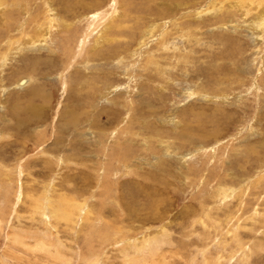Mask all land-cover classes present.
<instances>
[{
    "label": "rangeland",
    "instance_id": "rangeland-1",
    "mask_svg": "<svg viewBox=\"0 0 264 264\" xmlns=\"http://www.w3.org/2000/svg\"><path fill=\"white\" fill-rule=\"evenodd\" d=\"M0 264H264V0H0Z\"/></svg>",
    "mask_w": 264,
    "mask_h": 264
},
{
    "label": "bare ground",
    "instance_id": "bare-ground-1",
    "mask_svg": "<svg viewBox=\"0 0 264 264\" xmlns=\"http://www.w3.org/2000/svg\"><path fill=\"white\" fill-rule=\"evenodd\" d=\"M24 81H27V80H23V82H24ZM17 82H18V81H17Z\"/></svg>",
    "mask_w": 264,
    "mask_h": 264
}]
</instances>
